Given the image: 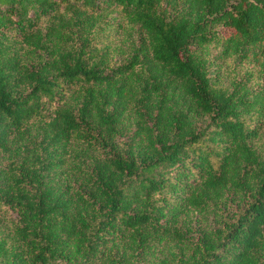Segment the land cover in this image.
<instances>
[{"label":"trees","instance_id":"16d2710c","mask_svg":"<svg viewBox=\"0 0 264 264\" xmlns=\"http://www.w3.org/2000/svg\"><path fill=\"white\" fill-rule=\"evenodd\" d=\"M0 264H264V0H0Z\"/></svg>","mask_w":264,"mask_h":264}]
</instances>
